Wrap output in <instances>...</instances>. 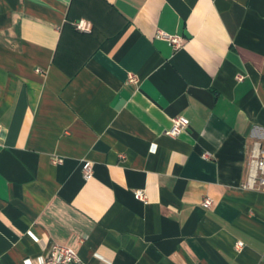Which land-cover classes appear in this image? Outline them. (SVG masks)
Returning <instances> with one entry per match:
<instances>
[{
  "label": "crops",
  "instance_id": "0c3cea01",
  "mask_svg": "<svg viewBox=\"0 0 264 264\" xmlns=\"http://www.w3.org/2000/svg\"><path fill=\"white\" fill-rule=\"evenodd\" d=\"M0 124V264H264V0H0Z\"/></svg>",
  "mask_w": 264,
  "mask_h": 264
},
{
  "label": "built area",
  "instance_id": "2783aa9c",
  "mask_svg": "<svg viewBox=\"0 0 264 264\" xmlns=\"http://www.w3.org/2000/svg\"><path fill=\"white\" fill-rule=\"evenodd\" d=\"M74 23L76 28L82 31H90L93 26L92 22L87 18H79ZM156 36L169 41L174 48L183 46L185 42V38L182 35L170 33L162 29L157 31ZM242 77L243 76H240V78ZM131 79H135V77L131 76ZM188 124L189 118L186 115H175L172 117L171 126L166 130V133L170 135H178L188 126ZM59 160V157L54 158L55 162ZM83 174L86 179H89L93 175V165L90 160H86L84 162ZM247 186H264V142L259 143V145L252 151ZM136 195L142 199L146 198V194L143 189H137ZM202 203L205 207H210L212 204V198L205 196ZM243 245V241L237 242L238 248H241ZM79 261L80 257L76 248L58 242H54L50 246L47 256L40 258V264H71Z\"/></svg>",
  "mask_w": 264,
  "mask_h": 264
}]
</instances>
